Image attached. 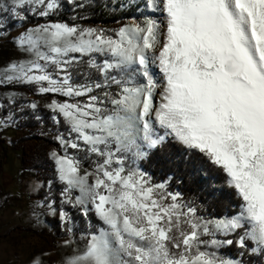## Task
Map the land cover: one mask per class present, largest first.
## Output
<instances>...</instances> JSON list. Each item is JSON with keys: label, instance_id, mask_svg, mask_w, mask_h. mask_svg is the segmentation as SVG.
Here are the masks:
<instances>
[{"label": "snow or ice", "instance_id": "1", "mask_svg": "<svg viewBox=\"0 0 264 264\" xmlns=\"http://www.w3.org/2000/svg\"><path fill=\"white\" fill-rule=\"evenodd\" d=\"M8 45L0 129L52 145L23 264H264V0H0Z\"/></svg>", "mask_w": 264, "mask_h": 264}, {"label": "rangeland", "instance_id": "2", "mask_svg": "<svg viewBox=\"0 0 264 264\" xmlns=\"http://www.w3.org/2000/svg\"><path fill=\"white\" fill-rule=\"evenodd\" d=\"M13 55L11 45L0 48V64ZM44 102L41 101L42 104ZM13 134L12 131L6 133L7 136ZM19 135L27 136V133L19 132ZM35 178L32 172L23 169L21 155L17 151L8 152L2 165L0 162V264H23L41 249L53 252L52 259H58L55 252L57 238L47 230L43 233L36 230L26 213L28 187Z\"/></svg>", "mask_w": 264, "mask_h": 264}, {"label": "trees", "instance_id": "3", "mask_svg": "<svg viewBox=\"0 0 264 264\" xmlns=\"http://www.w3.org/2000/svg\"><path fill=\"white\" fill-rule=\"evenodd\" d=\"M116 17L119 18V13H116ZM67 18V17H66ZM92 23L110 27L115 23L112 14L106 11L97 10L96 14L92 17ZM41 125L34 122L28 121L22 123L17 128H8L7 130L0 129V162L1 165L7 158V153L10 151H17L21 155V162L23 169L32 172L35 177L43 178L48 175L47 164H46V153L52 146L49 140L45 139L39 134ZM14 132L12 136H7V132ZM19 132L27 133V136L19 135ZM11 141V142H9ZM36 141V143H34ZM155 167H153L154 173H159L161 170H167L171 167L163 157L154 161ZM182 167V166H181ZM187 184V181H185ZM211 183L210 180L205 178L203 181L188 185L189 191H194L197 188L204 189V195L212 198L217 195L215 190L208 188L207 185ZM215 183L220 184V180H216ZM219 198L222 201H234L235 197L230 189L224 188L219 193ZM217 211L222 209L217 206ZM47 223L56 225V230L59 231L58 222L53 218H47Z\"/></svg>", "mask_w": 264, "mask_h": 264}]
</instances>
